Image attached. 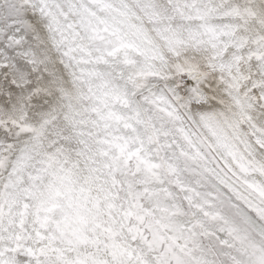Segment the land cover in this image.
Masks as SVG:
<instances>
[{
    "label": "snow or ice",
    "instance_id": "obj_1",
    "mask_svg": "<svg viewBox=\"0 0 264 264\" xmlns=\"http://www.w3.org/2000/svg\"><path fill=\"white\" fill-rule=\"evenodd\" d=\"M0 264H264V0H0Z\"/></svg>",
    "mask_w": 264,
    "mask_h": 264
}]
</instances>
